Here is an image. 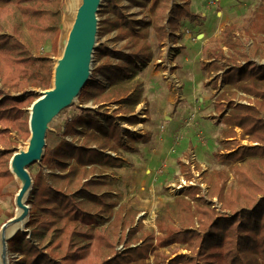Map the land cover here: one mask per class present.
Masks as SVG:
<instances>
[{
	"label": "trees",
	"instance_id": "1",
	"mask_svg": "<svg viewBox=\"0 0 264 264\" xmlns=\"http://www.w3.org/2000/svg\"><path fill=\"white\" fill-rule=\"evenodd\" d=\"M115 1L102 12L107 14L99 30L115 32L122 45L99 49L100 63L78 96L97 108H77L79 113L65 119L58 144L44 151L40 164L30 165L37 171L26 201L27 232H16L7 241L9 250L24 264H146L158 247L176 245L168 264H264V64L252 60L264 59V0L244 37L226 25L205 47L208 73L221 72L210 85L217 89L219 80L224 85L214 110L225 126L220 158L231 164L201 173L195 185L161 205L154 220L157 234H141L138 212L120 202L110 171L123 165V153L137 151L136 142L149 140L121 124L139 123L134 108L143 99V85L135 77L153 57L150 29L158 43L176 42L183 20L201 26L204 19L191 12L190 0H126L147 9L150 17L140 19L123 13ZM61 13L62 0H0V197L13 181L9 162L17 142L30 136L24 109L39 97L29 90L50 89L52 60L40 51L46 34L59 31ZM254 36L263 40L255 42ZM245 38L252 40L250 46ZM109 106L118 108L109 111ZM236 129L247 145L238 143ZM181 164L192 182L190 164ZM180 248L186 253L177 254Z\"/></svg>",
	"mask_w": 264,
	"mask_h": 264
},
{
	"label": "rangeland",
	"instance_id": "2",
	"mask_svg": "<svg viewBox=\"0 0 264 264\" xmlns=\"http://www.w3.org/2000/svg\"><path fill=\"white\" fill-rule=\"evenodd\" d=\"M64 1L62 0L59 31L46 34L40 51V54L49 55L52 60L50 88L53 85L55 63L63 54L60 41L63 32ZM110 1L101 0L98 9V30L90 63L91 73L100 63V48L119 49L122 45L121 41L115 40V32L101 35V30H99L101 21L107 14H102V12L106 10ZM190 1L191 12L204 19L201 26H192L183 20L180 26L182 37L176 34V42L165 39L161 43L156 41L154 32L150 29L149 42L153 57L145 67H139L135 77L143 85V99L134 108V115L138 117L139 123L135 126L121 124L123 129H129L133 136L148 134L149 140L145 144L136 142L134 145L137 151L123 153L120 157L123 165L110 171L116 190L115 194L119 196L120 202L127 208L135 209L138 212L136 221H141L143 224L141 234L144 232L157 234L154 220L158 208L166 202H172L188 185H195L200 179L201 173L227 170L231 164L230 161L220 158L223 153L220 151L221 132L225 126L220 119V114L214 110L215 95L223 89L224 85L220 80L217 89L210 85L211 81L221 72L208 73L207 66L211 60H207L205 47L207 41L211 37H218L226 25L234 26L237 37H244V29L260 0ZM115 4L128 16L137 19L150 17L146 8H139L134 4H129L126 0H116ZM15 21H19V15ZM6 26L8 23H5ZM252 39L255 42L263 40L260 36H254ZM245 41L248 46L252 43V40L248 38H245ZM209 48L210 50L214 49L213 46ZM223 50L226 51V48ZM38 55L33 52L34 57ZM252 60L264 64V59L259 56ZM204 65L206 68L203 67ZM96 79L104 83L101 77H96ZM29 91L38 97L43 92L39 89H30ZM247 98L252 100V97ZM235 101L247 104V101L245 102L241 98H235ZM84 107L97 108L90 102L81 103L77 97L60 110L46 131L43 154L45 150L54 148L62 139L65 119L72 113H79L77 108ZM30 108L31 105L24 110L29 114ZM108 108L109 111H112L118 106H109ZM237 122L239 123L240 120ZM240 130L236 129L237 141L240 145H247L248 142L245 139L239 138L242 131ZM27 141L28 139L26 141L18 140L15 153L19 152ZM35 163L40 164L41 160ZM181 163L190 164V171L195 177L192 182L186 181V173L182 170ZM195 166H199L201 172L198 173ZM29 167L30 165L27 167V173L31 177L37 168ZM43 168L44 173L50 172L46 167ZM9 170L13 175V181L5 187L3 195L0 197V223L13 217L18 211L15 196L20 185L12 172L11 162H9ZM200 187L203 192L208 189V185L205 183ZM213 201L216 202V200ZM28 207L30 209L29 205ZM215 207L219 208L220 205L217 204ZM20 231L27 232L25 227ZM7 244L6 264H24L21 256L11 252ZM121 248L119 247V249ZM176 248V245L158 247L149 256L146 264H168L167 258ZM185 253L186 251L182 248L177 252V254Z\"/></svg>",
	"mask_w": 264,
	"mask_h": 264
},
{
	"label": "water",
	"instance_id": "3",
	"mask_svg": "<svg viewBox=\"0 0 264 264\" xmlns=\"http://www.w3.org/2000/svg\"><path fill=\"white\" fill-rule=\"evenodd\" d=\"M100 2L101 0H82L62 57L59 60L60 62L54 70L53 87L41 92L42 95L31 105L28 122L30 136L28 140L32 138L37 143L35 155L37 151L38 153L41 152L37 162L43 156L45 136L50 119L55 117L69 103L73 102L90 79V63L98 30L97 13ZM71 96L74 97V100L69 102L68 99ZM32 108L34 109L33 112H31ZM32 155V153L17 152L13 154L10 162L12 159L17 158L21 162L26 161V166L28 167L36 162L34 161L36 159L35 156ZM25 176L27 187L30 181L32 184V179L27 172ZM26 206L28 207V205ZM11 220H13V217L1 226L0 231Z\"/></svg>",
	"mask_w": 264,
	"mask_h": 264
},
{
	"label": "bare ground",
	"instance_id": "4",
	"mask_svg": "<svg viewBox=\"0 0 264 264\" xmlns=\"http://www.w3.org/2000/svg\"><path fill=\"white\" fill-rule=\"evenodd\" d=\"M82 0H65L64 1V13L62 17V26H63V32L61 36V49L64 50L67 39H68V33L72 28V25L75 20V16L77 13V10L81 4ZM60 59H58L55 63V68L58 66ZM54 82V80H53ZM53 87V85H52ZM74 97L71 96L68 101H73ZM34 109H31V112H33ZM55 117H52L48 123V127L52 123L53 119ZM37 150V143L34 142V140L31 138L29 139L24 147L20 149V153L29 154L32 153L35 156L34 161H38L40 157V153ZM18 152V153H19ZM32 155V156H33ZM11 168L13 174L16 176L20 188L15 196V202L18 207L17 213L13 216V220H11L4 228L0 231V264H6L5 256L7 254V241L10 240L14 234L22 229H24L26 223H27V214H28V207L25 204V199L30 191V185L31 181L29 182V185L26 187V176L25 173L27 172V166L26 161H19L17 158L12 159L11 161Z\"/></svg>",
	"mask_w": 264,
	"mask_h": 264
}]
</instances>
